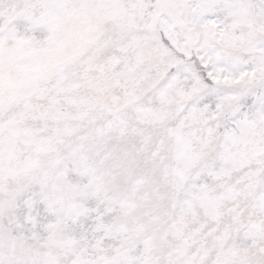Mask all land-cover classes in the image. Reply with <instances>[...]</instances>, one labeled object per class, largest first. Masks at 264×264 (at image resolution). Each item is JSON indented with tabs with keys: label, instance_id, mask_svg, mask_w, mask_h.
<instances>
[{
	"label": "snow or ice",
	"instance_id": "1",
	"mask_svg": "<svg viewBox=\"0 0 264 264\" xmlns=\"http://www.w3.org/2000/svg\"><path fill=\"white\" fill-rule=\"evenodd\" d=\"M0 264H264V0H0Z\"/></svg>",
	"mask_w": 264,
	"mask_h": 264
}]
</instances>
